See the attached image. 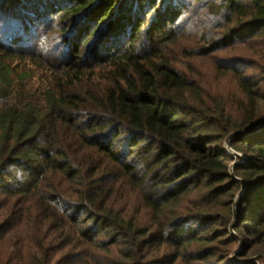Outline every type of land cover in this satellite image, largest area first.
<instances>
[{
	"label": "trees",
	"instance_id": "obj_1",
	"mask_svg": "<svg viewBox=\"0 0 264 264\" xmlns=\"http://www.w3.org/2000/svg\"><path fill=\"white\" fill-rule=\"evenodd\" d=\"M57 7L0 0V264L264 262V0ZM52 13L73 39L39 59L28 50L44 42L24 46L20 29ZM104 26L110 46L88 45ZM175 48L217 58L236 104L210 105ZM249 48L254 76L218 58ZM30 65L50 73L42 94L24 83Z\"/></svg>",
	"mask_w": 264,
	"mask_h": 264
},
{
	"label": "rangeland",
	"instance_id": "obj_2",
	"mask_svg": "<svg viewBox=\"0 0 264 264\" xmlns=\"http://www.w3.org/2000/svg\"><path fill=\"white\" fill-rule=\"evenodd\" d=\"M73 0H61V8H65V6H68V4L71 3ZM70 2V3H69ZM180 2L183 4L184 10H187L188 7V0H180ZM58 8V7H57ZM56 8V10H57ZM58 8V9H59ZM55 10V9H54ZM22 11H24L22 9ZM25 12V11H24ZM55 14H51L48 18L44 19L40 23V25L37 26V28H41V31L37 33H31L35 28L36 25H29L28 20H25L26 24L25 26L21 27V32H25L24 38H23V45H29L28 47L31 46V44H35V41L42 40L45 44L43 49L39 52H36L33 48L29 49L28 51H31L32 56H35L36 58L41 57L43 55V58H49L50 56H56L57 58L63 57V53L65 52V49L67 48V45H65V38L69 37L73 39L72 33L70 28H68L69 25L61 24L60 19L55 20ZM192 17L190 15H186L182 18V24H181V29L180 30H188L185 29L184 27L187 26L189 27L191 25L190 19ZM195 18V17H193ZM62 20V19H61ZM62 22H64L62 20ZM198 22V21H197ZM180 24V23H179ZM54 25V26H53ZM94 29V26L89 27L87 31L83 33L84 37L89 35L90 32H92ZM190 29V28H189ZM192 30L190 29V32ZM27 32V33H26ZM107 30L106 26L101 27V30H98L95 33V38L91 40V42L88 45H94L95 47L97 46H102V48H108L111 44L110 40V35H106ZM186 34V33H185ZM72 36V37H71ZM184 36V35H182ZM186 39V40H185ZM200 38L196 34H186L184 40L182 41V45H186L187 42H194L195 40L198 41ZM77 41V38L75 39ZM185 41V43H183ZM249 50V51H248ZM248 50H238V51H227L226 53L220 55L221 57H218L220 59L228 60L232 66L236 65V68H238L240 71L246 70L249 76H254V72H256V66L254 63V59L252 54L254 53L251 48ZM42 52V53H41ZM174 57L176 60H181L183 61V66L182 70H185L187 74H190V76L194 77L198 82H200V85L202 86L203 92L205 93L204 97L208 98V101L210 102L209 104L214 106L217 102H226V100L229 99V101H232V106L236 104L235 99H239L240 95L238 94L237 91V84L235 81V78L233 75H231L232 72H217L214 70V59H200V60H182L180 58V53L178 51V48H175ZM51 60V58H49ZM48 59V60H49ZM46 60V59H45ZM26 64L25 62L19 63L20 69H23V65ZM30 70H32V75L30 78L24 81V83L27 86V89L31 92L34 93L36 91H39L40 94L46 89V86L51 82L50 78V73L46 72L42 67H33V65H30ZM234 100V101H233ZM230 101V102H231ZM225 152L228 155H231L236 158H241L242 160L245 159V155L235 152L233 149L229 147L228 144L225 145ZM239 164H244V162H239ZM232 168V167H231ZM188 228H191L188 226ZM233 236H236L235 233H233ZM237 238V237H236ZM236 250V254L241 252V248H234ZM231 260L234 259V256L230 257ZM255 264H264V262L261 261H254Z\"/></svg>",
	"mask_w": 264,
	"mask_h": 264
}]
</instances>
